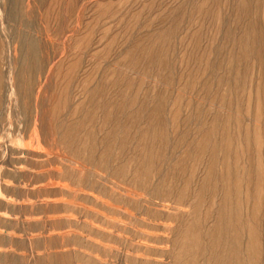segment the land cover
<instances>
[{
    "label": "rangeland",
    "instance_id": "rangeland-1",
    "mask_svg": "<svg viewBox=\"0 0 264 264\" xmlns=\"http://www.w3.org/2000/svg\"><path fill=\"white\" fill-rule=\"evenodd\" d=\"M0 264H264V0H0Z\"/></svg>",
    "mask_w": 264,
    "mask_h": 264
}]
</instances>
